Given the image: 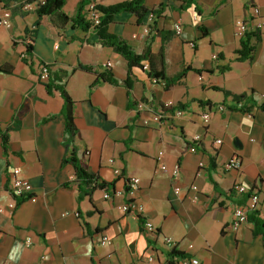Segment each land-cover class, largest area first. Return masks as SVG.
<instances>
[{"label": "crops", "instance_id": "obj_1", "mask_svg": "<svg viewBox=\"0 0 264 264\" xmlns=\"http://www.w3.org/2000/svg\"><path fill=\"white\" fill-rule=\"evenodd\" d=\"M0 1L13 10L12 27L0 28V201L6 205L10 199L13 168L20 167L33 184L31 197L14 211L0 212V264H152L149 255L159 263L174 250L202 264H264V234L255 232V223L249 219L232 228V201L245 198L232 191L235 183L259 193L256 215L264 220V110L258 107L264 100V27L257 29L261 40L252 38V58L237 59L239 21L255 30L264 19V0H144L142 18L117 13L108 31L137 53L152 36V52L160 58L162 51L167 76L191 67L169 88L145 68L134 66L129 74L122 54L104 45L95 28L73 20L81 0H66L62 12L72 18L68 21L58 12L40 18L36 9H21V0ZM95 1L109 6L128 0ZM82 17L87 21L86 6ZM177 19L183 20L181 34L174 29ZM31 31L33 51L24 58ZM43 62L49 64L50 90L40 78ZM105 70L114 73L116 84L99 77ZM57 85L75 101L77 156L109 183L91 196L79 198L75 165L64 161L70 149ZM243 93L251 97L245 100L253 107L250 113L215 109L219 103L237 107L234 95ZM143 99L147 106L138 109ZM159 108L165 116L156 120ZM176 109L182 114H174ZM210 109L206 124L202 114ZM1 131L9 133L6 151ZM197 134L201 138L195 141ZM235 156L241 168L225 171L224 162ZM132 177L140 178L131 198L144 205L142 214L122 210L128 193L104 197L106 191L129 189ZM192 183L198 184L197 193L189 190ZM147 218L156 233L145 230Z\"/></svg>", "mask_w": 264, "mask_h": 264}, {"label": "trees", "instance_id": "obj_2", "mask_svg": "<svg viewBox=\"0 0 264 264\" xmlns=\"http://www.w3.org/2000/svg\"><path fill=\"white\" fill-rule=\"evenodd\" d=\"M91 1L93 0H81L77 15L73 18V20L77 21L78 23H81L84 28H88L91 26V24L82 17V13L84 10V7L87 6ZM66 0H44V3L39 4L37 8V12L40 16V18L45 16H50L56 12L61 13L65 21H68L69 19H72L70 16H68L66 13L62 12L63 6L65 5ZM99 9L103 12V15L101 16V22L99 25L96 26V30L100 36V40L104 45H108L113 47L117 52L122 54L128 61L129 65V74L130 69L134 66H139L144 69L145 62H148L149 67L147 68L149 76L155 79L156 81H160L164 84L166 88L171 87L173 84L177 83L178 81L182 80L188 69L191 67H186L181 71L179 74L169 77L167 76L164 68V57L162 54V51L160 53V58L156 56L152 52V41L153 37L151 36L148 41L145 50L142 53H137L133 47L123 38L120 36H117L115 34H112L108 31V25L113 20L114 16L122 11H129L137 13L140 18H142L145 13L147 12V8L144 5V0H128L124 1L118 4L105 6L103 4L98 3ZM40 23V22H39ZM38 23V24H39ZM252 38H255V40H261V32L257 29L253 31H247L244 36L241 39V47L238 49L237 53V59L238 60H245L252 58L253 50H254V43H252ZM27 50L29 53H32L33 51V42L28 43ZM80 68L92 71L93 68L89 66H83L79 65ZM2 69V68H1ZM201 72V70H198ZM99 77L112 84L117 83V78L115 77L114 73L108 70H105L102 73H99ZM98 82V79L96 80ZM47 87L50 88L53 86L50 83V79L46 81ZM131 81L130 79H127V85L130 88ZM56 87L60 92L64 99V107H63V115L65 117V142L67 144V147L70 149V154L66 160H71L75 165V177L73 181L78 183L79 189H80V196L79 198H82L83 196L89 195L93 193L94 190L98 188H105L109 185V183H106L105 181H100L98 175L95 173H92L87 168V163L84 157H78L76 153L75 146L73 144L74 142V135L76 134V126H75V114H74V104L75 101L71 98L67 90L63 85H57ZM217 89H221L220 87H216ZM224 90V89H222ZM225 93H227V90H224ZM254 93V92H253ZM252 94V93H251ZM235 100L241 101L246 99H251V97L247 94H237L234 95ZM145 99H143L144 101ZM209 104H212L211 101ZM228 108L238 109L240 111L248 112L250 113L253 109L252 105H244V107H236V106H227ZM258 107L264 110V100L258 104ZM51 116L50 118H52ZM1 137L3 141V146L5 148V151L8 149V143H9V133L8 131H1ZM72 181L66 183V185L71 184ZM249 219L252 220L255 223V232H262L264 234V220L260 219L256 213H252L249 216ZM175 253H180L176 250H174Z\"/></svg>", "mask_w": 264, "mask_h": 264}, {"label": "built area", "instance_id": "obj_3", "mask_svg": "<svg viewBox=\"0 0 264 264\" xmlns=\"http://www.w3.org/2000/svg\"><path fill=\"white\" fill-rule=\"evenodd\" d=\"M44 3V0H21L19 2V6L23 10H29V9H36L38 8L39 4ZM103 15V12L99 9L98 3L93 0L91 1L87 6H86V18L87 21L91 24L92 28H96L97 25L100 24L101 22V16ZM155 18V14L152 11L149 14L148 21L149 24L152 22ZM13 25V10L10 6L4 5L0 1V28L2 27H12ZM264 27V19H260L257 22L256 29H263ZM149 29V27H148ZM147 29V30H148ZM174 29L177 34H181L183 32V20L182 19H177L174 24ZM249 30L248 24L246 21H239L238 24V29H237V34L239 36H244V34ZM34 41V35L33 32H29L27 38L24 40V43L26 45V49L23 52L22 56L24 58L30 57V53L27 50V45L28 43H32ZM213 58L218 59V55L214 54ZM107 67L111 66V63L108 62L106 64ZM149 67L148 62H145L144 68L147 69ZM40 78L43 81H48L49 80V64L46 62L41 63L40 65ZM245 100L237 101V106L238 107H244L245 105ZM147 106L145 101L141 100L137 107L138 109H143ZM215 109L217 111H225L228 107L223 104L219 103L215 105ZM174 114L180 115L182 114V109H176L174 111ZM213 110H207L205 111L202 116L204 119V122L208 124L212 118ZM165 116V112L163 111L162 108H159L157 111L154 113V119L156 120H161ZM145 123H148V120H145ZM201 138L199 134L194 136V140L198 141ZM217 143H221L222 139H217ZM192 151H196L197 147L196 145H192L190 147ZM113 161V159H111ZM242 161L238 156L232 157L228 161L224 162L223 164V169L225 171H231V170H238L241 168ZM204 164L203 162L199 163V167H203ZM180 164L176 163L173 168H172V175L175 179L179 178L180 175ZM115 173L120 175L121 172L119 169H115ZM10 181H11V186L8 189V192L10 194V199L4 205L0 201V212L4 211H14L17 206L23 201L24 199H27L33 195V184L30 181V179L25 176L22 172V169L20 167H15L11 170L10 172ZM129 183V189L126 191L122 189H115V190H110L106 191L104 193L105 198H113L115 196H121L125 195L128 193L129 200L125 201L122 205V210L123 211H130L131 209L136 210L139 214L144 213L145 208L144 205L141 203H135L132 200V196L135 195L136 191L139 188L140 184V178L139 177H132L127 180ZM175 191L177 193L181 192L180 185H175ZM189 190L198 192L199 191V186L196 183H192L189 185ZM232 191H234L237 195H244L242 197H245L244 200L242 201H232L233 205V220H232V228L233 229H238L241 225L246 223L249 220V216L252 213H257L259 210V205H260V195L259 193L255 191H250L248 187L243 184V183H235L233 186ZM198 195H195L193 197L194 200H197ZM144 228L147 232L149 233H156L157 232V227L155 223L150 220V219H145L144 221ZM108 240L107 235H103L101 242L105 244ZM167 240L169 242L172 241L171 237H168ZM30 240L27 241V244L30 245ZM149 262L152 264H202L201 261L193 256L189 255H184V254H178V253H172L171 254V259L167 261H160L159 263H156L155 255L151 254L148 256Z\"/></svg>", "mask_w": 264, "mask_h": 264}]
</instances>
